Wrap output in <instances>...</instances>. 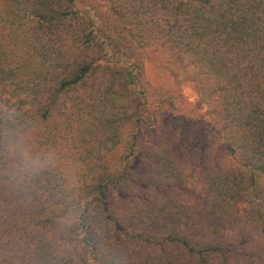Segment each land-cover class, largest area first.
I'll return each instance as SVG.
<instances>
[{"label": "trees", "instance_id": "obj_1", "mask_svg": "<svg viewBox=\"0 0 264 264\" xmlns=\"http://www.w3.org/2000/svg\"><path fill=\"white\" fill-rule=\"evenodd\" d=\"M0 264H264V0H0Z\"/></svg>", "mask_w": 264, "mask_h": 264}, {"label": "rangeland", "instance_id": "obj_2", "mask_svg": "<svg viewBox=\"0 0 264 264\" xmlns=\"http://www.w3.org/2000/svg\"><path fill=\"white\" fill-rule=\"evenodd\" d=\"M146 54V71L151 82L157 86L173 88L179 93L181 91L185 97L183 105L187 110L192 109L199 95L190 78L189 69L185 70L164 49L148 48Z\"/></svg>", "mask_w": 264, "mask_h": 264}, {"label": "clouds", "instance_id": "obj_3", "mask_svg": "<svg viewBox=\"0 0 264 264\" xmlns=\"http://www.w3.org/2000/svg\"><path fill=\"white\" fill-rule=\"evenodd\" d=\"M37 162L33 160L30 156H28L26 153H22L21 155V167L23 169H32L36 167Z\"/></svg>", "mask_w": 264, "mask_h": 264}]
</instances>
